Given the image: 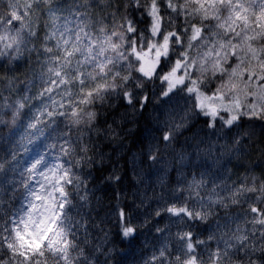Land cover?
I'll use <instances>...</instances> for the list:
<instances>
[{
	"label": "snow or ice",
	"instance_id": "snow-or-ice-1",
	"mask_svg": "<svg viewBox=\"0 0 264 264\" xmlns=\"http://www.w3.org/2000/svg\"><path fill=\"white\" fill-rule=\"evenodd\" d=\"M256 127L264 0H0V264H264V174L221 161Z\"/></svg>",
	"mask_w": 264,
	"mask_h": 264
},
{
	"label": "trees",
	"instance_id": "trees-1",
	"mask_svg": "<svg viewBox=\"0 0 264 264\" xmlns=\"http://www.w3.org/2000/svg\"><path fill=\"white\" fill-rule=\"evenodd\" d=\"M16 75L21 80H24L26 75H30V73H27L26 69L21 68ZM4 119H10V117L5 116ZM145 124L146 121L144 120H140L137 124L130 123L129 128L131 131L129 132V128L125 129V134L121 137L122 142L117 141L115 143L105 144V153L111 156L112 163L119 161L118 166L124 167L125 158L129 157L131 153H137L139 151L142 146L140 141L143 136L146 135L144 132ZM220 142L222 144L225 143L224 140ZM38 143L36 150L43 147L40 142ZM181 143H183V138L181 139ZM229 159H231V164H227V168L230 173L233 174L232 179H236L237 176L245 175L246 169L256 176L264 174V127L255 128L253 138L248 144L242 146L238 155L232 153L231 156L225 155L221 157L223 163H226ZM233 165L236 167L234 168ZM110 166L111 165H108L107 167L110 168ZM103 174H106V171L97 174L96 179L99 180L100 176ZM172 178L174 179L175 177L173 176ZM150 183L157 185L156 191L157 195H159L161 189L158 186V178L153 176ZM149 195H151V193H149ZM154 235L155 233L148 234L146 232L145 235L140 238L134 250H129L126 246H122L118 240L114 245H108L114 248L111 253L112 259L109 261V264H143V259L150 254L152 245L155 243L153 239Z\"/></svg>",
	"mask_w": 264,
	"mask_h": 264
},
{
	"label": "rangeland",
	"instance_id": "rangeland-1",
	"mask_svg": "<svg viewBox=\"0 0 264 264\" xmlns=\"http://www.w3.org/2000/svg\"><path fill=\"white\" fill-rule=\"evenodd\" d=\"M38 142H39V141H37V145L39 144ZM30 147H32V146H30ZM37 150H44V149H43V147H42V148H38Z\"/></svg>",
	"mask_w": 264,
	"mask_h": 264
}]
</instances>
